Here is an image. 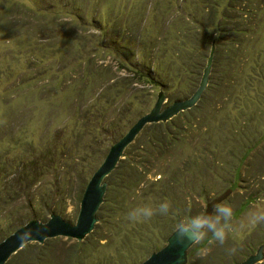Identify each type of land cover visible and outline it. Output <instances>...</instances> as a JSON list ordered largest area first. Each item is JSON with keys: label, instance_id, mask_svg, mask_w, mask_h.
I'll return each mask as SVG.
<instances>
[{"label": "rangeland", "instance_id": "374dc122", "mask_svg": "<svg viewBox=\"0 0 264 264\" xmlns=\"http://www.w3.org/2000/svg\"><path fill=\"white\" fill-rule=\"evenodd\" d=\"M228 2L0 0V240L30 220L47 222L49 215L74 224L85 186L109 147L152 109L159 92L165 107L197 88L212 42L230 39L219 33V24L229 23L222 15H228L232 24L238 22L246 30L231 54L234 71L225 59L219 63L222 69L210 67L197 102L201 118L183 134L187 149L156 152L145 167L152 181L160 174L173 175L185 163L181 188L169 189L171 214L160 223L152 219L129 224L127 210L151 200L155 192L134 190L122 206L109 212L108 224L81 241L90 244L81 243L79 250L88 257H109L115 261L111 264H123L129 252L140 251L122 247L128 236L134 243L141 237L149 247L155 243L156 252L181 217L204 211L209 193L217 198L230 190L224 201L234 206L233 231L224 245L211 238L194 244L186 264H238L260 246L259 264H264V223L249 221L251 210H264V0H237L224 10ZM116 49L123 55L117 57ZM179 49L187 64L182 76L172 73L173 66L166 62L170 56L176 59ZM163 53L170 55L163 56L165 61ZM124 62H146L155 77L162 70L168 72L155 87L137 83L122 87L129 77ZM194 63L201 67L199 76L191 68ZM192 72L197 76L191 83ZM241 128L247 132L240 133ZM233 132L237 139L240 133L242 146L247 133L255 136V146L244 152L247 156L240 165L237 155L242 156L246 147L236 151L231 146L237 144L218 145L222 134L228 138ZM139 135L131 150L141 143ZM204 135L210 140L208 148ZM196 148L204 152L202 156L192 155ZM56 239L42 244L47 252L44 264L68 263L65 249L76 241L62 244L65 238ZM35 245L28 243L14 254L17 264L30 262ZM232 247L236 252L229 255L226 249Z\"/></svg>", "mask_w": 264, "mask_h": 264}, {"label": "trees", "instance_id": "16d2710c", "mask_svg": "<svg viewBox=\"0 0 264 264\" xmlns=\"http://www.w3.org/2000/svg\"><path fill=\"white\" fill-rule=\"evenodd\" d=\"M237 0H229L228 5L224 7V10L231 9V6H234L237 4ZM212 7L214 6L213 3L210 4ZM229 11L226 13L228 14ZM223 14V11H222ZM227 17V20H229V23L224 22V24H219V30L222 37H225L226 35L229 36L230 39L227 41L221 42L218 41V39L213 43V48L215 47V52H213L212 56V68L216 69L223 66L219 65L220 61L222 59L229 60V64H227V68H229L231 71H234L235 65L231 61V54H233V49L237 43H241V40L243 39V36H245L246 30L241 27H239L238 22L236 24H232L230 21V18L227 16L222 15V20ZM166 44L163 43L161 45L164 46ZM120 49V48H119ZM113 50L114 54L117 55V57L122 56L123 53H121L122 50ZM241 50V48H239ZM123 52V51H122ZM162 60H166L163 56H170L163 53ZM169 60H166L169 67L173 66V72L177 73L178 75L182 76L184 73H186V60L184 58V54L181 52V49H179L177 53L176 59L173 58V56H170ZM209 57V55H208ZM206 57V59H208ZM159 61V64H161L160 58L157 59ZM206 62V61H205ZM228 62V61H227ZM146 62H140V64H128L126 62L122 63V67H124L123 70H125L127 73H129V77H126L128 79V82L126 85H122V87H128L127 85H133L135 83L140 85H150L151 87H155L157 84V79L164 76L165 72H168V70H162V72L155 77L151 72L149 71V67L145 65ZM165 64L164 66H166ZM206 66V65H205ZM204 66V67H205ZM121 67V68H122ZM164 68V67H163ZM193 70H197L198 76L200 74V68L197 64L194 63V65L191 66ZM190 68V70H191ZM211 69V68H210ZM172 71V70H171ZM170 71V72H171ZM203 71V70H202ZM90 74H95V71H90ZM193 75H190V81L191 83L195 79V75L192 72ZM202 74V73H201ZM200 74V75H201ZM209 79V77H208ZM197 89V88H196ZM195 91V90H194ZM264 94V93H263ZM263 98V97H262ZM199 102V101H198ZM200 103V102H199ZM198 103H196L195 106H193L191 109L179 113L176 117L172 118L166 123H157V124H151L147 125L141 132V143L134 147V150H131V146L133 147V143L130 144L123 152V155L121 159L118 161L114 171H112L105 179L104 182L106 183V190L103 196V202L100 205L98 211L96 212L95 216L97 218V223L94 225L93 232H91V235H87L84 239L87 240L89 238H92L99 228L101 226H104V224H108L110 222L111 217H109V212L124 203L126 200V195L131 194L132 191L138 190L140 192H145L146 194H150L147 191H150V189L155 190V192H152L151 200L152 201H160L164 199L170 200V193L169 189H171L174 185L181 188L182 183L184 181L183 172L186 173V165L184 162H182L181 170H178L177 172H173V175L164 177V174H160V177L157 180L149 181L147 179V176L149 174V171L146 166H150L151 163L148 162L150 159L153 158L154 153L156 152H166V150H172L175 151L176 149L185 150L187 149V145L185 143V136L183 135L185 132L186 127H188L189 124L193 123L194 119H200L201 117L198 114H201V111L198 109ZM180 116L184 117L182 119V122L178 123L177 120L180 118ZM203 120V119H202ZM180 124V125H178ZM264 129V128H263ZM240 133H246L247 130L244 128H241ZM238 139L234 137V132L228 137L225 138L224 134H222V139L218 143L219 146H222L229 143L231 145L237 144L238 146H231L232 149H235L236 151L242 150L243 146L246 147L243 149L242 156L240 155V152L237 155V158L240 157L239 165L241 164V161H243L242 157L245 158L247 155L244 154L248 153L250 150L253 149L251 146H255V136H250L247 133V137H245L243 146L239 143V135ZM204 140L206 141L207 148L210 145V140L204 135ZM253 137V138H249ZM137 138V137H136ZM248 138V139H246ZM229 141V142H227ZM242 142V140H240ZM251 147V148H250ZM246 149V151H245ZM108 151V150H107ZM106 151V153H107ZM105 153V155H106ZM180 153V152H179ZM204 153V152H203ZM199 149H195L193 151L192 149V155L194 156H202L203 154ZM236 153V152H235ZM133 155L132 158L130 156ZM176 158L180 157L179 154H175ZM105 157V156H104ZM238 159V160H239ZM147 171H146V170ZM159 175V174H158ZM140 187V188H139ZM140 197V196H138ZM185 203V202H184ZM186 208V205H181V210L184 211ZM168 217V216H167ZM166 217L156 216L153 218V221L155 223H160L164 221ZM23 224H20L17 226V228L21 227ZM15 228V230L17 229ZM7 234L6 236H8ZM5 236V237H6ZM159 239V238H158ZM163 239V237H162ZM61 241V239H56ZM54 240V241H56ZM209 239H206L201 244H204ZM2 241V240H0ZM52 241V240H51ZM49 240L45 241V243L51 242ZM65 242H70V240L65 239L62 244H65ZM90 244V241H87ZM146 242V241H144ZM142 238H138V240L134 243L130 237L127 236V240L123 241L122 247L126 250H132L135 247H140L139 252H129L127 262H123V264H139L142 261H144L151 252L155 251V243L151 246L153 247L151 250V246L145 245ZM82 242H76L72 243L68 248L65 249L66 257H67V264H73V262L77 261H86L88 258H90L89 263L90 264H111L112 262L115 263L114 260H112L109 257L105 258H95V257H88L90 256L89 253H84L79 250ZM88 243L83 242L82 244L89 245ZM199 243V244H200ZM195 249V248H194ZM33 250V249H32ZM192 247H190L187 251V257L191 255ZM47 256V252L45 249V245H35L34 250L32 253V258L30 259V262L27 264H44L45 258ZM136 256V257H135ZM144 256V257H143ZM122 257V254H120V258ZM143 257V258H142ZM142 258L141 260H139ZM111 260V261H110ZM8 264H17L16 257L12 255L10 259L7 262Z\"/></svg>", "mask_w": 264, "mask_h": 264}, {"label": "water", "instance_id": "95a60500", "mask_svg": "<svg viewBox=\"0 0 264 264\" xmlns=\"http://www.w3.org/2000/svg\"><path fill=\"white\" fill-rule=\"evenodd\" d=\"M212 56L213 47L211 48L197 89H195L191 96L178 98V101H174L170 105L163 107L166 103L165 97L162 92H159L152 109L147 114L138 118L127 132L109 147L102 162L85 186L74 224L63 221L59 215H49L50 218L45 223H39L35 220L28 221L0 242V264H8L7 262L10 257L28 243L34 242L42 245L44 241L55 238L72 239L76 242L83 241L93 231L94 225L97 223L95 214L103 202L106 190L104 179L114 170L124 150L134 142L147 125L166 123L179 113L185 112L196 105L208 82ZM230 192V190H226L215 198L216 202L224 201ZM211 207L212 205L208 202L204 210L208 209L211 211ZM192 246L178 242L175 239L173 231L161 249L151 253L139 264H186L187 251ZM262 251L263 247H258L254 254L249 255L238 264L261 263L263 259Z\"/></svg>", "mask_w": 264, "mask_h": 264}, {"label": "clouds", "instance_id": "9594fccd", "mask_svg": "<svg viewBox=\"0 0 264 264\" xmlns=\"http://www.w3.org/2000/svg\"><path fill=\"white\" fill-rule=\"evenodd\" d=\"M214 196V193H209L211 211L205 209L195 215L183 216L177 221L174 226V236L178 242L191 246L211 238L219 245L225 244L229 233L233 231L231 221L234 215V206L225 201L216 202ZM171 211L172 203L168 199L148 200L129 208L125 219L129 224L134 225L149 222L156 216L167 217ZM249 221L253 225L264 223V210L259 208L251 210ZM226 251L231 255L236 252V248L232 247Z\"/></svg>", "mask_w": 264, "mask_h": 264}]
</instances>
